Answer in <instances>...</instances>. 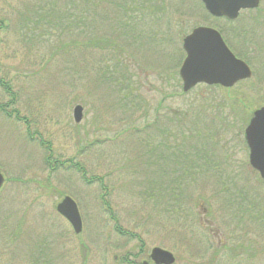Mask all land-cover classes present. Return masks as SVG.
Returning <instances> with one entry per match:
<instances>
[{
  "label": "rangeland",
  "instance_id": "374dc122",
  "mask_svg": "<svg viewBox=\"0 0 264 264\" xmlns=\"http://www.w3.org/2000/svg\"><path fill=\"white\" fill-rule=\"evenodd\" d=\"M57 3L0 0V104L8 113L0 110V264H139L150 261L154 246L170 251L173 264H264V231L233 227L230 172L209 171L184 186L185 220L167 213L165 202L153 208L149 151L158 142L200 145V153L205 145L218 154L220 144L204 135L215 128L211 107L224 103L218 97L225 91L199 84L183 93L178 76L182 38L196 25L218 28V22L206 18L200 0H159L139 14L129 6L126 11H136L129 15L118 9L120 0H100L94 23L77 26L61 17L66 7ZM253 14L261 18L242 12L235 26L254 30L260 45L264 0ZM126 18L132 28L122 27ZM102 35L116 40L104 49L84 48ZM235 46L253 70L249 83L231 91L242 98L234 105L241 123L264 105V51ZM114 67V77L126 74L137 89L112 85L105 76ZM136 95L138 107L130 103ZM76 104L83 107L79 123L72 117ZM222 135L220 143L230 148L221 153L247 167L238 148L242 136ZM243 173L240 185L264 207V183L248 168ZM64 195L77 204L78 234L55 210Z\"/></svg>",
  "mask_w": 264,
  "mask_h": 264
},
{
  "label": "water",
  "instance_id": "95a60500",
  "mask_svg": "<svg viewBox=\"0 0 264 264\" xmlns=\"http://www.w3.org/2000/svg\"><path fill=\"white\" fill-rule=\"evenodd\" d=\"M204 9L213 17H225L234 20L239 11L258 6L259 0H201ZM185 56L179 66L178 76L182 92H187L197 84L220 85L229 88L251 76L249 65L235 56L223 40L220 32L206 25H199L182 39ZM83 108L76 104L72 109L75 123L82 119ZM249 146V163L264 178V106L258 107L244 130ZM4 177L0 173V187ZM56 211L71 225L78 234L82 229L81 217L74 200L65 195L56 204ZM149 258L154 264H172L173 254L161 247L154 246L149 251Z\"/></svg>",
  "mask_w": 264,
  "mask_h": 264
},
{
  "label": "trees",
  "instance_id": "16d2710c",
  "mask_svg": "<svg viewBox=\"0 0 264 264\" xmlns=\"http://www.w3.org/2000/svg\"><path fill=\"white\" fill-rule=\"evenodd\" d=\"M98 1H100V0H57L58 3L61 2V6L63 5L67 9L71 8L68 11L66 10V8L64 10L60 11L61 17L68 22H71V23L75 22V24L77 26H84L85 24H88V23L89 24L94 23V18L92 17V15H93L92 13H94V12L96 13L95 9H96ZM120 1L122 3L118 4V6H119L118 9L124 8L123 9L124 15L125 14L129 15L132 13L133 14L136 13V11L134 8H131L129 11H126L127 7L135 6L136 9L138 10L137 14H139V12H141V9L143 10V9L147 8L146 5H148V6H150L152 4L157 5L159 0H132V2H130L129 4H127V2L125 0H120ZM160 1H162V0H160ZM256 11H258V9ZM244 12L246 13L248 11H244ZM60 15H58V18L60 17ZM90 15H91V17H90ZM257 16H259V15H257ZM206 18H208L209 20L211 19V21H213V22H218L219 26L217 25V27L220 30V32L223 34L225 41L228 43L229 47L232 50H236L235 45L237 43H239L241 46H244L246 49H247V45L249 43H251L250 42V30L248 28L235 26L236 20L235 21H229L226 19L212 18L207 14H206ZM220 21L222 22V24H220ZM1 22H2V20H0V23ZM119 23H120V21L116 22V24H118V25H119ZM121 25H122V27H125V26L131 27V23H129L127 18L124 20L123 23H121ZM81 31L85 32L84 29ZM126 33H129V32L125 31L124 34H122V35H125ZM122 35H120L118 38L120 39L122 37ZM112 39L116 40L115 38L108 37L107 35L95 36V37L89 39V42L85 41L83 43V46H84V48H87V49H90V48L104 49V48L110 47L109 45H111L114 42V40L112 41ZM85 45H87V46H85ZM237 54H238V52H237ZM239 55L243 59H246V55L240 54V53H239ZM115 70H116V67H114L111 71L107 72L108 75L105 76L107 78V80L110 81V83H112V85L114 84L117 87L119 86L118 89L121 92L123 91L121 89H124L125 87L129 88V90H131V91H132L131 87H135L134 90L137 89L138 85H136V86L130 85V79L128 78V76H126V74L122 73V74H120L119 77H114L113 72ZM172 79L173 78L171 77V80ZM3 86H4V88H3L4 92L12 95V90L10 89L11 86L9 85V83L5 82V83H3ZM206 87H214V88L222 89L219 86H206ZM223 90L225 92L222 93V95L220 94V96L218 97L220 99L219 103L220 102L221 103L222 102L228 103V102H233V101L241 103L240 101L242 100V98H236V95H235V97L232 96L231 95L232 90H227V89H223ZM176 92L177 91L175 90L173 93H176ZM137 96L138 95H136L133 100L130 99V103H133L135 107L140 106L141 101H142V98L140 96H138V97ZM224 103L221 104V106L219 108H214V106L211 107V109H213L215 111L217 110L216 112L213 111V115H214V117H216L215 118L216 122L213 123V125L215 127H216V124H218V121H220V120H222V123H224L226 120L228 121V119H230V118H234V117L240 118L241 117V115L239 113L237 115H232L231 109L229 108L230 107L229 105H228V107L226 106V108L228 109L227 112L222 111V110H225ZM0 110L6 112L4 107H3V104H0ZM219 110L222 112L220 113ZM6 114L8 115L7 112H6ZM13 117L17 121H21L24 118V117L20 118L18 114H14ZM225 125H229L228 122H226ZM180 134L183 137V135H185L184 130H183V132L181 130ZM214 134H215V128L210 130L209 135L205 134L204 137L210 139L211 137L214 136ZM174 137H175V135H174ZM175 138L177 140V137H175ZM163 139H164V141L158 142L156 144L157 146L156 147L154 146L152 149L156 148L158 150H163L164 147L167 146V149L172 151V166H173L174 170L172 172L171 187H169V189H167V195L169 196V200L167 201V203L168 204L171 203V204L170 205L167 204L166 212L171 213L172 217H175L176 219L185 220L184 214H185V199L186 198H182L181 197L182 195L179 193L185 192L186 188H184V186L187 187L188 184L195 182V180H197V178L199 176L205 175L206 172H209V170H207V168L208 167H215L217 165V162L215 161L214 158H212L213 155H211L210 152H208L209 148L206 147L205 145H203L204 146L203 151L200 153V148L194 149L193 147H189V149H185L186 146L184 147V145H182L179 147L177 145V142H174V143H172L171 146H169V144L166 143L165 138H163ZM205 147L207 149H205ZM152 149L149 151V153H151V154H152ZM158 156L160 157L161 155L158 154ZM149 157H150L149 159H152V156H149ZM45 162L48 164L51 163V161L49 160V157L46 158ZM53 162L56 163V162H58V160H54ZM63 162H65V161H60L59 164H61ZM153 163H154V160H153V162L151 160V165ZM76 166L79 170L80 167L78 165H76ZM52 167H53V165L51 166V168ZM151 175H152V173H151ZM151 178H152V176H151ZM229 182L230 181L228 180L227 183H229ZM180 186L183 188H181ZM165 191H166L165 189L155 190V192L157 193V200H156V197L153 193V200L156 201V202L153 201V208L154 207L156 208L157 205H160L159 199H164ZM183 194H185V193H183ZM147 195H148L147 198H150L151 195H149V194H147ZM202 202L206 204V201L204 199H202ZM229 204H230V202H229ZM193 207H194V203H192L191 205L189 204V206L187 207L188 211ZM187 215H191V213L189 212L186 214V216ZM118 232L125 233L121 230H119ZM223 247H226V245H224ZM249 248L251 249V252H252L251 255L255 256V253L257 252V249H255V246L253 247L252 245H250ZM139 264H141V263H139Z\"/></svg>",
  "mask_w": 264,
  "mask_h": 264
},
{
  "label": "flooded vegetation",
  "instance_id": "af4514ba",
  "mask_svg": "<svg viewBox=\"0 0 264 264\" xmlns=\"http://www.w3.org/2000/svg\"><path fill=\"white\" fill-rule=\"evenodd\" d=\"M260 2V1H259ZM259 8V6L257 8H253V9H245V10H241L240 13L244 12V11H248L246 13L248 14H252L254 16L251 15V17H254L256 19H260L261 17H257V15L253 14L256 12V10ZM264 18V16H263ZM260 22V21H259ZM261 23H264V21H261ZM250 30V42L247 45V51L249 53H253L254 50H256V45L257 47H259V49H261V51H264V31H262V35H261V43L259 45V42L256 44V38H254V30ZM259 45V46H258ZM263 53V52H262ZM252 69V68H251ZM252 75H253V70H252ZM252 77V76H251ZM251 77L248 80L251 79ZM237 85V84H235ZM235 85H233L230 88H224L227 90H232L233 87H235ZM253 84L251 83L252 87ZM221 88V87H220ZM263 91H264V87H263ZM235 96V95H234ZM236 103L233 101L232 103H229V108L231 109V114L232 115H237L238 113L240 114V112L238 111V109L234 106ZM264 106V105H261ZM260 107V106H258ZM257 108V107H256ZM237 109V110H236ZM255 109V108H254ZM253 109V110H254ZM253 110L250 111V115L248 118L244 119L241 123H238V117H234V118H230L228 119V121L226 120L224 123H222V120L218 121V124H216L215 127V134H214V138H215V142L218 144H220V146H218V154L216 156L213 155L212 157H215V159L217 158V165L215 167H208L207 170L209 171H214L216 173H228L230 172V176L228 178V180L230 181V194L232 195V198L230 200V207L232 210V223H233V227L235 230H239L240 232H242L241 230L243 229V231L250 232L248 227L249 226H255L256 229H258V231H264V207H262V205L260 203H258L256 197L250 196L248 194L247 191H245V189L242 188L243 185H240V175L244 174L243 172L245 171L246 168H248L254 175L258 176L259 179H257V182L259 183L260 181H262L264 183V178H261L259 175V172L254 169L250 163H249V146L245 140V136H244V130L252 116V112ZM226 122H228L229 125H225ZM237 127V128H236ZM231 132L233 131V133H235V139H236V135L238 137L242 136V144L240 143V146H238V148L240 149L239 152H242L243 154H245L247 156V162H246V166L245 168H243V165H234L231 163V160H228V156H226L227 154L221 153V152H226L230 146L226 143V141H224V143H220V140H222L221 135L224 132ZM242 132V133H240ZM199 139H200V133L196 135ZM223 136V135H222ZM167 145V144H166ZM157 145H155L156 147ZM222 149H220V148ZM235 147V146H231ZM200 148V145L198 147V149ZM222 150V151H221ZM227 153V152H226ZM152 154L154 156V163H153V168L151 170L152 173V182H151V186L152 189H154L153 193H155V190L157 189H165V193H164V199H159V203L161 204L162 202H165V204L167 205V201L169 200V196L167 195V189H169V187H171L172 184V172H173V166H172V151L167 149V146L164 147L163 150H158L156 148L152 149ZM158 154H160L161 156L159 157ZM159 157V158H158ZM241 170V171H240ZM226 178V177H225ZM163 192V191H162ZM157 200V193L154 194ZM154 197V198H155ZM156 202V201H154ZM244 228H247V230H244ZM253 231V230H252ZM141 264H150V261H143L141 262ZM154 264V263H153Z\"/></svg>",
  "mask_w": 264,
  "mask_h": 264
}]
</instances>
